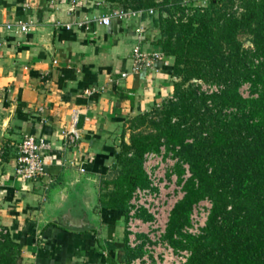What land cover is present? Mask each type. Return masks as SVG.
<instances>
[{"label":"crops","instance_id":"0c3cea01","mask_svg":"<svg viewBox=\"0 0 264 264\" xmlns=\"http://www.w3.org/2000/svg\"><path fill=\"white\" fill-rule=\"evenodd\" d=\"M128 11L136 10L121 0H0V228L20 246L16 264H128L132 257L124 213L102 206L100 184L119 168L128 123L171 99L177 79L156 44L157 13L117 15ZM105 15L108 26L99 21ZM18 21L33 26L25 34L6 30ZM137 45L162 53L168 65L132 74ZM75 111L79 140L72 146L64 134ZM25 135L51 145L47 175L36 181L14 174ZM68 185L89 194L99 230L80 228L71 209L77 229L44 225Z\"/></svg>","mask_w":264,"mask_h":264},{"label":"trees","instance_id":"16d2710c","mask_svg":"<svg viewBox=\"0 0 264 264\" xmlns=\"http://www.w3.org/2000/svg\"><path fill=\"white\" fill-rule=\"evenodd\" d=\"M121 1L157 13L156 44L172 59L177 82L158 120H150L155 134L134 133L148 114L131 121L140 123L130 126L128 144L122 139L117 156L122 170L109 183L112 190L102 194V206L125 216L133 190L145 185L144 154L164 140L179 146L177 155L192 174L166 239L179 245L173 235L188 223L192 205L208 197L212 212L204 234L186 242L192 252L187 264H264V0H208L192 8L183 0ZM241 33L251 36L252 48H244ZM194 81L223 89L205 95ZM244 83L256 97L240 96ZM19 247L8 233L2 235L0 264H16Z\"/></svg>","mask_w":264,"mask_h":264},{"label":"built area","instance_id":"2783aa9c","mask_svg":"<svg viewBox=\"0 0 264 264\" xmlns=\"http://www.w3.org/2000/svg\"><path fill=\"white\" fill-rule=\"evenodd\" d=\"M69 2L74 6L76 0ZM183 3L191 8L204 7L208 5V0H183ZM233 11L239 13L240 9L235 6ZM145 13L153 15L154 10L128 11L117 15L141 17ZM110 18L109 15H105L99 21L108 26ZM32 26V23L18 21L6 24L5 28L8 31L25 34ZM131 59L132 74L153 70L156 63L168 65V58L165 55L160 52H148L141 45L132 49ZM121 77L124 79L127 74L124 73ZM196 83L199 91L205 95L218 94L223 89L221 85H204L200 81ZM238 93L244 99L256 97L251 94L249 83L242 84ZM71 119V129L65 132L64 139L69 145L74 146L79 140L76 134L78 122L76 111L73 112ZM50 150L51 145L46 140L25 135L17 144L15 176L25 181H36L45 177L47 175L45 154ZM178 151L179 146L169 147L162 140L158 150L146 152L143 156L142 172L145 185L133 190L124 218L126 247L132 254L128 264H187L192 256L191 250L185 246L188 238H198L205 232L213 208V203L208 197L192 205L188 223L178 234L173 235L172 240L179 245L175 246L166 239L172 213L183 200L186 182L192 177L189 165L179 158ZM6 233V230L0 228V241L2 235Z\"/></svg>","mask_w":264,"mask_h":264},{"label":"water","instance_id":"95a60500","mask_svg":"<svg viewBox=\"0 0 264 264\" xmlns=\"http://www.w3.org/2000/svg\"><path fill=\"white\" fill-rule=\"evenodd\" d=\"M64 195L63 200L57 204L55 210L45 219L44 225L48 223H53L58 226H65L71 229H77L76 226H71L74 221L73 217L67 216L69 214L68 211L74 210V213H77L75 216L79 218L80 228H95L99 230V220L97 218V214L99 213L98 209L93 210L89 206V194H87L84 190H79L76 186H67L66 189L61 192L60 195ZM79 211V212H78ZM74 217V218H75ZM66 218V220H63ZM78 227V229H80Z\"/></svg>","mask_w":264,"mask_h":264},{"label":"rangeland","instance_id":"374dc122","mask_svg":"<svg viewBox=\"0 0 264 264\" xmlns=\"http://www.w3.org/2000/svg\"><path fill=\"white\" fill-rule=\"evenodd\" d=\"M238 39L244 44V48H252L251 44H250L251 36L249 34L241 33V34H239ZM196 82H198V81H195L193 83H195L197 85ZM201 82L204 85H210V84H207V83H205L203 81H201ZM211 85H213V84H211ZM161 108L162 107L158 108V110L150 112V114H148L149 119L147 118V121L144 124L139 125L137 127V129L134 131V133H136V134H138V133L139 134H155L156 130L154 129L153 125L150 123V120H152V121L158 120L157 116H160ZM138 123H140V122H134V121L131 122L130 121L128 123V128H130V126L132 127V124L136 126V125H138ZM132 129H130V131H129L130 132L129 136L132 135V133H133ZM129 140H130V137H129L128 141ZM121 170H122L121 167H119L118 169H115L114 170L115 172L110 174L105 181H101V184H100V189L101 190H100V192H98L100 197H102V194H105L106 192H110L112 190V184H109V183L112 180H114L117 176H119V173H120ZM144 180H145V178H144ZM122 226H124V223H123Z\"/></svg>","mask_w":264,"mask_h":264},{"label":"flooded vegetation","instance_id":"af4514ba","mask_svg":"<svg viewBox=\"0 0 264 264\" xmlns=\"http://www.w3.org/2000/svg\"><path fill=\"white\" fill-rule=\"evenodd\" d=\"M75 219H77V218L75 217Z\"/></svg>","mask_w":264,"mask_h":264}]
</instances>
